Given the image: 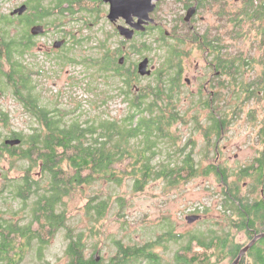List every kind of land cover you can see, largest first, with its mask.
<instances>
[{
    "label": "trees",
    "instance_id": "trees-1",
    "mask_svg": "<svg viewBox=\"0 0 264 264\" xmlns=\"http://www.w3.org/2000/svg\"><path fill=\"white\" fill-rule=\"evenodd\" d=\"M13 50V57L0 56V75L5 81L2 84L5 89L9 83L15 87L20 85L21 92H28L17 99L37 121L38 129L22 137V148L0 145V162L7 157L12 161L29 162L27 170H23L26 178L0 186V264H20L33 240L45 244L64 228L68 231V264L93 263L85 255V236L93 231L76 232L67 226L72 218L66 210L67 203L79 197L85 202L82 209L86 216L98 223L109 215L114 206L119 209L117 215L128 207L124 198L115 193V188L124 184H132V192L138 194L144 193L151 183L157 181L171 188L202 175L215 176L222 185L220 201L223 212H228L224 217L233 222L231 225L245 229L257 220L263 225L261 210L257 212L252 208V211L248 209V204L264 205V159L254 161L252 167L243 169L237 175L224 167L217 169L213 164L203 168L202 163L196 162L189 153L184 156L183 162L158 160L165 143L175 145L171 134L175 125L180 121L184 123L183 114L176 107L179 98L173 94L182 88L179 74L169 79L168 94L158 83L154 90L146 89L139 95H132V102L129 103L131 110L123 117L107 112L104 106L108 102L101 98L100 103L95 104L94 113H88L89 117L86 114L83 119L75 112L69 118L60 110L49 109L41 96L32 94L34 85L23 64L26 49L15 45ZM255 52H241L238 58L259 60L258 64H221V75L227 79L223 81L226 85L222 89L234 90L237 94L231 98L221 96L214 99L209 105L208 126L199 129H203L201 131L206 137L214 134L216 139H223L226 129L246 117V122L255 133L252 141L258 147V153L264 155V48ZM8 63L13 66V75L5 77ZM118 68L113 56L101 65L103 71H116ZM251 103L259 105V108L246 113V107ZM207 142L210 144V138ZM17 149L19 153H16ZM213 153L219 154L215 150ZM252 168L258 170L254 175L249 174ZM37 169L40 176L37 175L34 180L32 171ZM244 183H247L246 187ZM5 191L10 192L9 198L14 200L19 197L25 201L34 198L28 225L22 226L14 219L5 218L10 212L13 214L7 201H2ZM113 196L118 197L114 199ZM248 240L241 244L236 238L190 236L188 245L183 249L188 256H179L175 264H220L226 260L233 263ZM142 259L161 264L159 256L134 248L123 250L122 255L112 258L108 264H139ZM240 264H264V238L251 247Z\"/></svg>",
    "mask_w": 264,
    "mask_h": 264
},
{
    "label": "flooded vegetation",
    "instance_id": "flooded-vegetation-1",
    "mask_svg": "<svg viewBox=\"0 0 264 264\" xmlns=\"http://www.w3.org/2000/svg\"><path fill=\"white\" fill-rule=\"evenodd\" d=\"M15 45L26 49L23 64L32 82L35 81L34 75L37 78L43 75V70L39 69L41 60L35 50L42 54L44 60L48 59L61 68L66 64L97 65L98 70L103 71L101 65L110 61V57L113 56L119 68L116 71L107 69L103 72L119 79L123 93L139 95L143 90H154L153 87L160 83L159 87L168 94L169 79L172 75L179 74L181 90L186 88L189 97L203 98L202 110H206L209 114L211 113L209 105L214 99L221 96L231 98L237 94V91L222 90L223 85H226L223 81L227 79L221 75V64L260 63L259 60L239 59L238 55L245 52L242 48L245 45L248 47L247 51H250V47H255V50L264 48V0H135L132 7L116 13H113V4L110 0H0V56L13 57ZM78 48L88 53V57L83 61L69 57L75 54ZM92 50L99 51L100 58H94L89 53ZM158 51L163 52L162 66H158L150 55ZM197 53L200 55L199 58H196ZM144 62H147L146 72L149 73L146 75L140 73V66ZM8 64L5 67V77L13 75V66ZM34 68L36 72L33 75ZM150 78H155L152 85L140 86L141 80ZM2 82L5 81L0 75V96L5 97L11 93L17 99L28 93L21 92L20 85L15 87L13 83H9L10 85L5 89ZM33 91L32 94L35 95L44 94L39 91V87L38 90L34 87ZM180 91L175 90L173 94H179ZM23 136L15 132L8 135L3 144L5 145L7 140H20L19 145L6 146L22 148ZM224 139L223 133V139L215 137L210 141L211 146L214 148L216 146L214 150L219 152L211 155L210 165L213 164L212 166L217 169L224 167L237 175L243 169L252 167L254 161L264 159V155L259 154L258 151L257 154L251 155L246 165L239 167L237 165L233 168L231 166L236 162L224 159V150L227 149V146L222 148ZM19 152L17 149L16 153ZM7 160L12 159L7 157ZM255 171L258 170L252 168L249 174L254 175ZM20 178H26L25 174L13 179L12 182H18ZM33 179L35 180L34 177ZM246 186L247 183H244V187ZM221 187L220 184V191L216 192L218 219L213 222L211 228L198 234L197 238H243L244 236L253 238L247 239L249 245L255 238L264 235V223L261 225L258 220L245 229L231 225L233 222L224 217L228 212H223L220 201ZM18 200L25 202L20 197ZM252 208L257 212L261 210V214L264 215L263 204L255 202L248 204V209L252 210ZM197 212L194 210L188 213ZM206 212L196 215L199 219L194 224L203 221L204 218L207 220ZM208 221L211 223L210 220ZM188 234L175 235L174 228L168 232L164 241L179 246L170 264H175L179 256L182 258L188 256L183 250L189 243ZM158 246V242L131 246L117 241L119 252L116 256L122 255L123 250L132 248L144 249L147 253L159 256L155 252ZM87 252L88 250L85 251V255L89 261H93L91 264H108L116 257L104 263V259L98 255L97 247L92 248L90 253ZM159 257L163 264V256ZM148 261L153 264L152 261ZM226 263L234 264L229 260L220 264Z\"/></svg>",
    "mask_w": 264,
    "mask_h": 264
},
{
    "label": "rangeland",
    "instance_id": "rangeland-1",
    "mask_svg": "<svg viewBox=\"0 0 264 264\" xmlns=\"http://www.w3.org/2000/svg\"><path fill=\"white\" fill-rule=\"evenodd\" d=\"M242 48L245 49L246 53H256L252 47L249 48L250 51H247V45L242 46ZM35 52L41 60L39 69L43 70L44 73L42 71L43 75L37 78L34 75V72H36L34 68L33 75L35 77L33 79L35 81H33V85L37 87V90L39 87V91L44 93L40 96L49 109L60 110V112L67 114L69 118L76 112L75 115L84 119L88 113L89 115L94 113L95 104H99L101 98H103L108 102L104 107L112 116L123 117L130 112L129 103L131 104L133 96L121 91L122 84L113 75L98 70L97 65L66 64L61 68L48 59L44 60L38 50H35ZM89 53L94 58H100V53L97 50H92ZM153 54L154 52L150 53L156 64L162 66L163 52L158 51ZM69 57L83 61L88 57V53L78 48L75 54L69 55ZM199 57L200 55L197 53L196 58ZM53 70L56 72L54 73ZM154 80L155 78L143 79L140 81V86L152 85ZM223 91L234 90L224 89ZM174 97L179 98L176 107L183 114L184 123L180 121L175 125L171 131L175 139V145L165 143L161 148L159 154L161 157H158V160L160 162H183L184 156L189 153L193 155L196 162L202 163L203 168H206L207 165L211 164V155L214 154V149L208 144L207 140L210 138L211 141L215 138V135L206 137L204 131H201L203 129H199V127L208 126L209 114L206 110H202L203 98L189 97L186 88ZM258 108L259 105L251 103L250 106L246 107L245 112L257 110ZM0 119H6L5 121L0 120V145L14 131L26 136L32 134L34 129H38L37 121L30 116L29 112L11 93L5 97L0 96ZM235 122L230 129L224 131L225 139L222 143V148L227 146V149L224 150V159L233 163L236 162L231 166L233 168L237 165L238 167L239 165H246L251 155L258 152V147L252 141L255 133L252 131L250 124L246 122V117ZM224 159L223 161H225ZM10 161L2 160L0 162V186L19 178L24 173L23 170L26 171L29 167L27 161ZM32 173V176L37 179L38 169L32 171ZM219 188L220 184L217 178L206 175L171 188L163 182L157 181L151 183L144 193L138 194L132 192V184H124L120 188H115V193L124 198L125 203H128V207L122 210L120 215H117L119 209L114 206L105 219L94 223L86 216L85 210L82 209L85 202L79 197H75L67 203L66 210L71 213L72 217L67 226L75 229L76 232L86 231V229L92 230L93 232L90 231L85 236L86 251L88 250L87 253H90L92 248L97 247L98 255L104 259V263L117 255L119 252L117 241H121L124 245L131 246H144L149 242H158L159 246L155 251L156 254L163 256V264H170L179 246L176 243L164 241L168 232L174 228L175 235L189 233V236L198 237V234L203 230L211 228L219 215L216 210L218 206L216 192L220 191ZM103 189L109 190V188L104 187ZM112 189L114 190V188ZM9 195H11L10 192L5 191L2 195V201H7L8 209L13 214L10 212L5 218L14 219V222L22 226L28 225L34 198L24 203L13 198L10 199ZM118 196H113V198L116 199ZM0 205L2 204L0 203ZM194 210L198 211L194 213L195 215L188 213ZM207 210L209 212H206ZM203 212H206L207 220L204 218L206 222L203 220L191 224L187 221V214L190 217L201 215L200 213ZM67 232L65 228L59 230L48 242L45 240V244L33 240L20 264H68L66 256L69 243L66 237ZM160 238H162V241H160ZM236 240L241 244L247 242V238L244 236L243 238H236ZM139 264H150V262L142 260Z\"/></svg>",
    "mask_w": 264,
    "mask_h": 264
},
{
    "label": "water",
    "instance_id": "water-1",
    "mask_svg": "<svg viewBox=\"0 0 264 264\" xmlns=\"http://www.w3.org/2000/svg\"><path fill=\"white\" fill-rule=\"evenodd\" d=\"M113 4V13H116L119 10H126L130 7H132L135 4V0H110ZM147 68V62H144L140 66V73L142 75L149 74L146 72ZM21 143L20 140H7L5 142L6 145L15 146L19 145ZM199 219L198 216H190L187 218L188 222L191 224ZM264 235L259 236L258 238H255L249 245H247L239 254L238 258L234 262V264H239L243 256L251 249L252 246H254L259 239H263Z\"/></svg>",
    "mask_w": 264,
    "mask_h": 264
}]
</instances>
